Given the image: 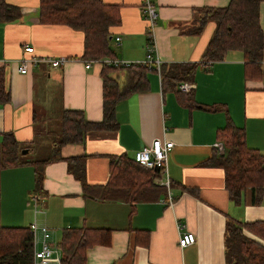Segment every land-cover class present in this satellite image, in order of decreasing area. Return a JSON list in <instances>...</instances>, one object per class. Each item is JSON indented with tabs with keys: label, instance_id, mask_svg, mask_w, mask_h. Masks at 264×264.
Returning <instances> with one entry per match:
<instances>
[{
	"label": "crops",
	"instance_id": "obj_1",
	"mask_svg": "<svg viewBox=\"0 0 264 264\" xmlns=\"http://www.w3.org/2000/svg\"><path fill=\"white\" fill-rule=\"evenodd\" d=\"M3 1L16 7L19 17L0 21V71L4 91L9 94L7 102L0 101V141L4 133H11L26 154H32L37 143L52 149L63 110L81 111L90 122L102 120L103 66L92 63L85 67L81 31L39 21L38 0ZM100 1L118 6L120 15V23L109 29L112 55L102 60L143 61L147 53L144 0ZM150 2L156 14L152 57L162 65L199 62L215 23L208 21L198 35L182 31L190 28L199 9L225 7L229 0ZM258 14L263 34L259 77L256 69L252 77L247 76L241 51H229L223 60L196 69L189 82L193 86L188 106L179 102L169 85L161 86L155 69L147 68V90L132 92L116 102V129L87 132L82 144L60 148L64 159L87 156L86 182L97 186L108 180L110 156L126 155L136 161L138 152L153 139L171 141L173 148L165 164L172 182L169 190L165 188L155 200L132 204L84 196L81 184L67 172L66 161L60 160L45 165L42 188L35 192L32 165L3 168L0 227L29 228L35 223L47 228L55 250L48 264H60L63 229L83 226L100 229L96 239H106L86 250L85 264H225L226 220L264 221V191L257 205L251 203L249 191L235 203L224 188L223 170L205 162L215 148L218 154L223 152L216 133L228 124L242 129L245 144L264 155V1ZM24 47H31L32 53H26ZM28 55L68 61L59 67L38 64L21 74L20 59ZM128 68L110 73L120 88L135 76ZM55 119L56 131L52 126ZM168 194L173 199L170 205L166 203ZM186 232L193 233L195 241L179 248L177 239ZM35 238L32 249H39V231Z\"/></svg>",
	"mask_w": 264,
	"mask_h": 264
},
{
	"label": "trees",
	"instance_id": "obj_2",
	"mask_svg": "<svg viewBox=\"0 0 264 264\" xmlns=\"http://www.w3.org/2000/svg\"><path fill=\"white\" fill-rule=\"evenodd\" d=\"M264 0H229L225 7H203L195 12L189 29L184 35H198L208 21L215 23L214 32L197 63H168L160 65L161 86L169 85L175 90L179 102L191 106L192 94L178 91L177 85L192 82L199 66L223 60L229 51H241L247 76L252 77L256 69L261 75L260 62L263 57V34L259 25L258 7ZM19 10L0 0V21H15ZM38 19L43 24H64L83 34V59H102L112 55L109 29L120 23L116 5L104 4L100 0H38ZM124 67L103 66L102 120L90 122L81 111L63 110L59 130L52 141L48 157L27 160L23 150L11 133H4L0 141V170L30 164L34 168L35 192L41 190L45 165L64 160L67 172L82 186L83 195L103 201L121 200L126 203L152 201L159 198L164 189L156 183L161 178L160 169H148L126 155L109 157V177L104 185L91 186L86 182L85 162L87 156L61 158L60 148L65 144H82L87 132L114 130L115 104L132 92L146 91L148 87L146 69L143 66L128 68L135 76L120 88L110 73ZM4 73L0 71V101L7 102L9 94L4 91ZM208 109L206 107H203ZM223 152L214 154L205 165L223 170L224 188L229 200L240 203L245 191L251 195V203L259 204L264 191V155L245 144L242 129L226 125L216 133ZM172 182L169 180V188ZM184 191L189 189L182 188ZM100 229L90 227L65 228L59 248L60 264H85L86 250L95 243ZM264 221L239 222L228 218L224 228L225 264H264ZM32 236L29 228L0 227V264H33Z\"/></svg>",
	"mask_w": 264,
	"mask_h": 264
},
{
	"label": "built area",
	"instance_id": "obj_3",
	"mask_svg": "<svg viewBox=\"0 0 264 264\" xmlns=\"http://www.w3.org/2000/svg\"><path fill=\"white\" fill-rule=\"evenodd\" d=\"M143 9L145 19L147 21L146 37V55L143 61L137 63H130L124 61H118L113 59H84L85 67L88 68L92 63H100L102 66H113V67H131V66H143L147 68H153L159 74L160 62L157 58L152 57L154 50L153 44V26L155 21V10L150 2V0H144ZM31 47H24L26 53H32ZM68 61L65 57L49 58V57H35L33 55H28L20 59V66L18 68L19 73L26 74L29 67L36 66L38 64H48L51 67L63 66ZM192 84L189 82L180 83L177 85L178 91L182 93H188L192 90ZM173 148V143L171 141H163L160 139H153L148 145L142 147L138 152L136 162L141 166L148 169H160L162 177L156 180V183L164 186L166 190H169V179L166 175V161L170 151ZM169 194L167 195L168 198ZM173 199L170 197L167 199V204L170 205ZM41 234V246L39 249L33 248L32 257L33 264H48L53 260V255L55 250L49 243V231L45 227H37L35 223L29 226V233L32 236V242L35 244L36 232ZM195 241V236L193 233L186 232L182 233L177 239V246L179 248H184L193 244Z\"/></svg>",
	"mask_w": 264,
	"mask_h": 264
},
{
	"label": "rangeland",
	"instance_id": "obj_4",
	"mask_svg": "<svg viewBox=\"0 0 264 264\" xmlns=\"http://www.w3.org/2000/svg\"><path fill=\"white\" fill-rule=\"evenodd\" d=\"M56 120L57 119H55L53 122V124H52V126H53V130H55L56 131V129L55 128H57V122H56ZM59 123H60V117H59V121H58ZM55 126V127H54ZM59 129V127L57 128V130ZM33 149H34V152L32 153V154H25V155H23V156H25L28 160H34V159H43V158H46V157H48L49 156V154H50V148H49V146H42V147H40V145L37 143L36 144V146H33L32 147ZM23 150L22 151H24V150H26V148L25 147H23L22 148ZM163 189H165V187L164 186H161Z\"/></svg>",
	"mask_w": 264,
	"mask_h": 264
},
{
	"label": "water",
	"instance_id": "obj_5",
	"mask_svg": "<svg viewBox=\"0 0 264 264\" xmlns=\"http://www.w3.org/2000/svg\"><path fill=\"white\" fill-rule=\"evenodd\" d=\"M26 153H27V150L21 151V154H26ZM154 170L156 169L154 168Z\"/></svg>",
	"mask_w": 264,
	"mask_h": 264
}]
</instances>
